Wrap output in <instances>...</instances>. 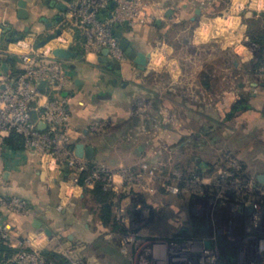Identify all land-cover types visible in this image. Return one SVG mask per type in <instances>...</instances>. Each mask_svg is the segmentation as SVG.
<instances>
[{
	"label": "rangeland",
	"instance_id": "rangeland-1",
	"mask_svg": "<svg viewBox=\"0 0 264 264\" xmlns=\"http://www.w3.org/2000/svg\"><path fill=\"white\" fill-rule=\"evenodd\" d=\"M245 1L237 3L242 7L238 10L232 8V0L204 5L211 18L219 19L215 29L221 35L201 46H195L193 40L181 42V48H175L172 56L180 66L179 74L167 65L139 77H107L116 115L97 120L108 124L104 134H95L88 127L100 141L93 163L115 173L105 189L117 197L141 194L151 206L154 218L145 224L138 208L130 216L117 207L115 197L111 220L104 224L99 219V206L83 192L84 198L76 203L75 218L64 220L80 229L76 235L78 244L67 249L72 251L74 247V251L85 255L74 260L75 264H123L124 258H129L127 264H136L135 257L123 246L122 235L134 234L143 243L163 242L174 235L177 228L172 226L184 215L182 208L198 182L195 178L205 186L239 167L250 174L264 170V73L260 74V62L264 60L254 62L239 44L240 38L248 36L264 47V41L258 42L264 38V11L258 13V0ZM233 14L236 22L229 27L225 20ZM32 25L41 31H23V38L18 41H10L12 36L1 29L0 48L14 54L20 49L18 42H22L38 49L41 40L58 30L52 20H39ZM196 27L187 24L182 31L191 38ZM253 56L256 58L255 53ZM113 80L115 86L111 84ZM126 83L127 90L122 88ZM194 92L200 96L197 103L188 96ZM123 116L127 118L125 123ZM149 118L159 125L150 132L135 131L134 121L141 120L145 125ZM127 221L131 230L124 232ZM84 224L88 229L83 228ZM25 247L41 251L31 243ZM63 253L59 254L69 260L68 253Z\"/></svg>",
	"mask_w": 264,
	"mask_h": 264
},
{
	"label": "crops",
	"instance_id": "crops-1",
	"mask_svg": "<svg viewBox=\"0 0 264 264\" xmlns=\"http://www.w3.org/2000/svg\"><path fill=\"white\" fill-rule=\"evenodd\" d=\"M20 0H0V21H4L3 26L0 24V30L3 31L10 27V31L23 32L29 27L28 32L35 31L39 33L40 27L33 26L39 20H52L55 24V18L61 16L56 5L60 0H23L26 2L27 19H21L18 16V2ZM154 12V22L149 25L129 26L122 25L119 29L123 32V37L129 42L135 53L149 54L147 66L144 71L138 69V66L132 59L126 56L121 62V73H116V67H110V58L104 62L103 56L94 54L79 53L84 56V60L67 61L71 71V83L63 90L62 95L67 98V106L71 116V140L72 146L82 143L94 148V158L96 159L99 152L100 141L88 131L91 122L97 120L111 119L115 117V107L113 104V94L107 89V77L110 75H122L126 78L139 77L141 73L158 71L164 66H170L180 73V66L174 60L175 48H181V42L193 40L195 46L204 45L205 42H211L221 34L216 30L219 19L211 18L208 15V9L204 6L216 2V0H147ZM234 10L242 8L241 0H232ZM246 3L245 0H242ZM256 0H253V3ZM252 3V4H253ZM260 6L258 13L264 11V0H258ZM199 9L200 14L196 15L195 11ZM171 11L167 16V12ZM234 12V11H233ZM239 13V12H238ZM236 14L227 17V26L231 27L236 22ZM224 20V19H223ZM187 24L197 26L192 31L191 38L185 36L183 27ZM231 25V26H230ZM48 28L50 24L46 25ZM221 26V25H219ZM234 26V25H233ZM50 29V30H51ZM5 32V31H4ZM9 33V31H6ZM183 37V40H179ZM240 47L249 54L247 48L241 43ZM12 45V44H11ZM10 49H13L12 46ZM183 47V46H182ZM18 48H15L16 50ZM76 50V49H75ZM12 56L17 60L11 65L14 68L20 67L19 53L16 50ZM169 58H171L169 60ZM74 65V68H71ZM179 72V73H178ZM115 86L116 80L112 81ZM127 83L122 84L126 89ZM127 90V89H126ZM131 96V95H129ZM128 96V97H129ZM127 97V98H128ZM179 101L181 99L179 98ZM125 115V114H124ZM150 117V116H149ZM123 123L126 122V116H123ZM134 121L132 125L136 127L135 131L150 132L151 129L159 125L155 119L149 118L144 124ZM168 125V124H167ZM129 126V125H127ZM163 126L166 127V124ZM88 160L86 158H83ZM0 172L7 181L6 186L1 190V195L17 196L29 203L34 210L32 217L17 216L6 214L2 211L5 221L12 225L10 242L17 246L20 242L28 240L31 246L36 249L45 250L59 254L60 252L68 253L70 264H75L74 260L84 258L77 251H68L67 249L74 244H78L76 235L79 232L77 224L70 225L64 222L65 219H74L77 208L76 203L83 199V188L69 183L67 173L58 174L47 171L43 166L41 156H29L25 151L15 152L0 144ZM69 183V184H68ZM65 202L67 203L65 205ZM61 210H58V207ZM83 215V214H82ZM86 217L85 215H83ZM39 220L42 223L41 228H34L33 221ZM74 222V221H72ZM84 229H88L84 224ZM45 230L51 232V236L45 233ZM71 249V248H70ZM63 255H66L64 254ZM129 258L123 259V264L128 263ZM136 264H137V260ZM134 263V262H133ZM135 264V263H134Z\"/></svg>",
	"mask_w": 264,
	"mask_h": 264
},
{
	"label": "built area",
	"instance_id": "built-area-1",
	"mask_svg": "<svg viewBox=\"0 0 264 264\" xmlns=\"http://www.w3.org/2000/svg\"><path fill=\"white\" fill-rule=\"evenodd\" d=\"M112 2L115 6L110 9ZM104 11L108 13L100 17ZM153 22L154 12L147 0H71L67 3L61 23L58 24V29H62L60 36L38 49L18 42L21 50L20 67L14 68L11 65L9 56L13 55L12 52L0 48V144L12 132L21 135L24 138L23 151L29 156H42L43 166L47 171L62 175L66 173V167L69 183L80 186V178L88 167V160L78 158L74 153L70 133L71 116L67 98L62 95L72 81L71 71L66 60L54 57L51 52L58 46L74 48L80 45L85 54L101 56L106 48L109 50L110 59L123 62L126 56L120 49L113 30L117 26H142ZM241 41L254 62L257 59L264 60L263 46L251 41L248 36ZM254 53L256 58H253ZM260 63L263 65L260 68L261 74L264 73V63ZM41 82H46L43 89L39 88ZM188 96L195 103L200 101V96L195 92ZM40 124L44 125L43 129H39ZM107 128V123H90V130L95 134H104ZM113 176L115 177V173L108 168L95 166L83 183L85 187H92L95 182L101 181L105 187H109ZM6 184L7 181L0 172V192ZM2 211L6 214L32 217L34 210L17 196L0 194V243H7L14 248L25 246L29 243L28 240L17 246L10 242L12 225L3 219ZM121 240L125 249L135 257L137 264H156L166 249L164 242L143 243L130 233L123 234ZM0 264L55 263L48 262L41 252L20 250L7 262Z\"/></svg>",
	"mask_w": 264,
	"mask_h": 264
},
{
	"label": "flooded vegetation",
	"instance_id": "flooded-vegetation-1",
	"mask_svg": "<svg viewBox=\"0 0 264 264\" xmlns=\"http://www.w3.org/2000/svg\"><path fill=\"white\" fill-rule=\"evenodd\" d=\"M195 179L156 264H264V170L250 174L239 167L205 186Z\"/></svg>",
	"mask_w": 264,
	"mask_h": 264
},
{
	"label": "trees",
	"instance_id": "trees-1",
	"mask_svg": "<svg viewBox=\"0 0 264 264\" xmlns=\"http://www.w3.org/2000/svg\"><path fill=\"white\" fill-rule=\"evenodd\" d=\"M108 13V11L101 12V16L103 17ZM264 38L258 39V42L262 43ZM74 49L82 53V48L80 45L74 46ZM17 60L15 56H9L10 63H14ZM232 114L228 115L230 117ZM2 143L5 147L10 149L11 151L20 152L24 150V138L17 134V133H10L7 137L2 139ZM95 165L92 160H88V167L83 171L82 176L80 178L79 185L83 187L84 195L87 197L90 196L91 199L96 203L99 208V219L104 223H108L112 217V208H113V201L115 196L114 192L105 189L104 183L101 181L95 182L92 188L87 189L84 186V178L88 176L90 170L94 168ZM117 207L126 211L130 216L132 212L138 208L143 222L148 224L151 219V206L147 203L146 199L137 193H130V194H122L117 197ZM124 232L131 230L130 223L127 221L123 226ZM20 250H30L29 248L22 246L20 248L11 247L7 243H0V263H5L12 257H14ZM42 256L48 261L57 264H70L69 260L64 256L52 252H47L45 250L40 251Z\"/></svg>",
	"mask_w": 264,
	"mask_h": 264
},
{
	"label": "water",
	"instance_id": "water-1",
	"mask_svg": "<svg viewBox=\"0 0 264 264\" xmlns=\"http://www.w3.org/2000/svg\"><path fill=\"white\" fill-rule=\"evenodd\" d=\"M71 0H60V2L56 5L57 9L59 10L60 14L66 12L67 10V3H69ZM115 6V4L112 2L110 4V9H113ZM18 16L21 19H27L28 18V13L26 11V2L23 0H20L18 2ZM171 11L167 12V16L170 15ZM196 15L200 14V10L197 9L195 11ZM62 20L61 16H58L55 18L56 22H59ZM51 26V25H50ZM120 27L117 26L116 29L113 30V33L116 37V39L119 41V47L120 49L124 52L125 56L129 57L130 59H132L134 61V63L138 66V69L141 71H144L146 69L147 66V61L149 59V54H144V53H135L133 51V48L130 46L129 42L123 37V32L119 29ZM11 28L7 27L4 31H10ZM29 31V27H27L24 32L27 33ZM12 35L13 38L9 39L10 41H18L21 40L23 38L22 34H19L18 31H12ZM61 35V30H55L53 32H51L50 34H48L43 40H41L38 43V47H45L46 45H48L49 43H51L55 38H57L58 36ZM51 54L59 59L62 60H66V61H72V60H84V56L82 54H80L77 50H75L73 47H55L53 48ZM109 54V50L108 49H103L102 51V55L103 58L102 59L104 62L107 61V57ZM109 66L116 67V73L120 74L121 71V62L118 59L115 58H111L110 62H109ZM71 68H74V65H71ZM46 86V82H41L39 84V88L43 89ZM44 125L40 124L39 125V129H43ZM75 155L78 158H86L88 160H92L94 158V148L92 146H86L82 143H79L75 146V150H74ZM64 171L67 173V168H64ZM33 227L34 228H41L42 227V223L39 220H34L33 221ZM45 233L48 236H51V232L49 230H45Z\"/></svg>",
	"mask_w": 264,
	"mask_h": 264
},
{
	"label": "bare ground",
	"instance_id": "bare-ground-1",
	"mask_svg": "<svg viewBox=\"0 0 264 264\" xmlns=\"http://www.w3.org/2000/svg\"><path fill=\"white\" fill-rule=\"evenodd\" d=\"M148 246V245H147Z\"/></svg>",
	"mask_w": 264,
	"mask_h": 264
}]
</instances>
